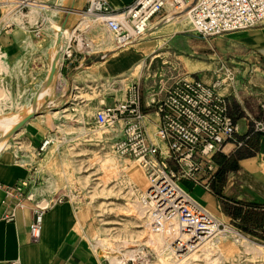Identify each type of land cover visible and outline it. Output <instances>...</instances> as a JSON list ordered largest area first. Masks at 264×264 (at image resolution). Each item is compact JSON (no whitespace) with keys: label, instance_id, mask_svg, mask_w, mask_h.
I'll return each mask as SVG.
<instances>
[{"label":"rangeland","instance_id":"1","mask_svg":"<svg viewBox=\"0 0 264 264\" xmlns=\"http://www.w3.org/2000/svg\"><path fill=\"white\" fill-rule=\"evenodd\" d=\"M85 1L69 0L61 6V16L57 23L62 31H58L53 27L47 29V20H41L40 15L31 11L30 5L42 8V13H45L44 9L60 7L59 0H0V27L17 35L19 44L16 55L0 57V119L5 118L8 121L7 128H10L3 134L5 128L0 126V141L5 147L8 144L10 150H23L30 155L34 167L31 176L35 179L30 187L40 188L39 195L35 196V193L33 197L42 206H46L55 197H62L63 202L69 201L75 216L72 232L98 258L100 264H107L105 255H118L119 250L114 249L117 243L123 245L120 248L129 245L135 249L138 260H126L127 264H144L139 260L142 251L151 256L147 264H163L159 255L167 264H264V255L251 252L248 246H243L242 240L232 237L233 233H240L238 235L252 246H264V240L243 231L237 222L218 219L213 208L208 211L202 201L206 191L199 186L188 184L190 191H193H189L190 196L231 228L211 239L207 238L195 249L181 255L172 249V241L176 236L168 235L165 240L158 242L160 235L148 227L142 203L146 185L142 168L130 165L129 160L114 153L112 142L119 127L102 128L94 122L96 109L104 101L111 103L124 99L126 88L132 83L146 96L158 87L164 86L165 89L178 78L193 76L231 98L235 92L248 90V84L256 85L255 78L261 72L260 69L256 66L242 67L235 61L221 64L216 56L201 48L205 44L204 37L191 29L189 19L180 17L174 22L170 20L183 13L181 11L168 15L135 43L116 47L113 39H110L109 48L114 50H133L144 46L155 51L145 56L136 76L127 72L118 74L103 70L75 87L73 76L72 81L67 82L66 75L60 70L61 64L63 67L67 63L62 52L68 44L74 54L79 56L80 53V57L85 55L89 59L91 55L102 56L99 60L82 61L81 65L73 68L75 73L88 71L90 64L104 60L112 52L104 47H96L98 37L95 32L100 30L104 33L102 36L106 37L108 32L99 20H92L95 17L79 13L77 9H81ZM6 4L12 5L10 13H7L8 7H3ZM85 22L87 25H84ZM94 23L100 29L90 26ZM64 29L68 30L70 37L61 42ZM79 41L84 44L78 46ZM89 44L92 49H88ZM57 60L60 61L58 70ZM198 62L206 68H190V64ZM56 71L55 77L62 78L64 88L59 86L58 79L52 82ZM47 88L51 91L50 98L66 91L68 99L61 108L53 106L49 116L54 123V129L49 133L52 142L45 151L38 153L35 148L28 147L21 126L27 121L33 123L32 127L35 128L41 124L42 117L35 116L41 115L42 110L47 108L45 104L42 105L48 92L43 91ZM35 106L39 107L36 112ZM70 108L76 112L78 123L75 125L69 123L73 117ZM62 109H65L64 113ZM148 128L153 132V125L148 124ZM133 167L141 171L140 178L128 175ZM214 238H218L220 245L209 244ZM98 241L107 245L97 246Z\"/></svg>","mask_w":264,"mask_h":264},{"label":"built area","instance_id":"2","mask_svg":"<svg viewBox=\"0 0 264 264\" xmlns=\"http://www.w3.org/2000/svg\"><path fill=\"white\" fill-rule=\"evenodd\" d=\"M77 10L100 19L116 47L141 40L169 14L181 11L187 12L192 29L204 38L264 23V0H134L119 9L105 0H86ZM62 55L67 61L75 56L69 44ZM125 91L124 99L103 103L97 108L94 122L102 128L119 127L112 142L114 153L129 160L130 165L143 169L148 186L142 203L148 227L160 232L174 221L177 230L185 235L172 241V249L178 255L195 249L207 238L227 232L231 227L195 201L190 189L182 183L211 192L216 171L214 155L221 153L228 143L240 144L238 126L230 114L229 97L193 76L178 78L165 89L158 87L146 96L134 83ZM260 107L264 111V104ZM152 112L157 120L150 132L146 116ZM249 130L264 134V122L251 121ZM51 142L46 135L37 152L45 151ZM34 182L31 175L9 186L0 182L4 191L0 203L3 220H13L16 209L27 206L28 189ZM61 200L62 197H55L50 203ZM47 205L31 203L29 207L32 217L27 233L32 242L40 237L42 215ZM140 254L139 260L147 264L150 254L144 251ZM6 264H18V260Z\"/></svg>","mask_w":264,"mask_h":264},{"label":"crops","instance_id":"3","mask_svg":"<svg viewBox=\"0 0 264 264\" xmlns=\"http://www.w3.org/2000/svg\"><path fill=\"white\" fill-rule=\"evenodd\" d=\"M105 1L119 9L134 0ZM16 36L11 30L0 27V51L4 52L5 56H14L19 51ZM204 40L205 44L201 48L216 56L221 64L235 61L242 67L256 66L261 72L256 75V85L248 84V90L235 92L231 98L229 97L230 114L238 126L237 140L240 144L228 143L217 155L211 192L206 191L202 201L208 211L213 208L212 211L218 219L223 222L235 221L255 238L264 240V134L249 130L251 121L264 122V111L260 107L264 104V23L258 27L232 31ZM74 55L72 61L69 60L60 67L66 75L67 82L72 81L75 73L73 68L88 59L85 55L82 57L80 54ZM59 86L64 88L65 85ZM65 92L56 94L53 98H50L51 91L45 94L42 105L45 104L47 108L42 110L41 115L35 116L42 117L38 128L32 127L33 123L28 121L22 124L21 130L24 132L28 147L37 150L43 138L54 129V123L49 119L50 112L54 109L53 106L61 108L67 103L68 97L65 96ZM104 103L111 104L107 101ZM37 109L39 107L35 106V112ZM70 109L73 117L69 123L75 125L78 123L75 118L76 112L73 108ZM64 112L65 109H62V113ZM146 118V126L150 131L148 124L154 128L157 116L152 112L148 113ZM33 168L31 157L26 151L10 150L8 145L5 147L0 141L1 183L13 185L32 175ZM183 184H186L184 185L186 189L191 190L189 183ZM39 189V187L28 189V199L25 201L27 206L16 209L13 220L5 221L0 217V264L12 260H18V264H100L98 258L84 243L77 240L72 232L75 216L69 201L61 200L47 205L42 215L40 237L36 242L30 241L27 233V225L32 217L29 207L31 203L38 204L33 194L39 195ZM3 199L4 191L0 188V203ZM1 211L0 205V215Z\"/></svg>","mask_w":264,"mask_h":264},{"label":"bare ground","instance_id":"4","mask_svg":"<svg viewBox=\"0 0 264 264\" xmlns=\"http://www.w3.org/2000/svg\"><path fill=\"white\" fill-rule=\"evenodd\" d=\"M1 1H5V0H1ZM68 1L69 0H59L60 4H58V5L60 7L51 8V9L50 8L44 9L45 13H42V11H43L42 8H39L38 6H35V5H30V9L32 12H35L38 15H40L41 20H47V24L45 26L47 29L53 27L58 31L59 30L62 31V28L59 26V24L57 22H58L59 16L61 15V10H62L61 6H64L65 3ZM3 7H8L9 10L7 11V13H10V11L12 10V8H10V7H12L11 4L3 5ZM168 9H169V7H168ZM169 15H173V14H169ZM180 17H185L186 19H188L187 12H185V13L183 12V13L179 14L178 16L176 15V16L172 17L170 20L174 22L176 19H179ZM92 20H94V21L99 20L101 23V20L98 18H95V19L93 18ZM84 25H87V22H85ZM90 26L96 30L100 29V27L98 28V26L95 23L91 24ZM191 29H192V27H191ZM100 32H101V35H98V34H100ZM103 34L104 33L100 30H98V32H95V35H97V37H98L96 47L97 46L98 47L99 46L104 47L105 50H110L112 52L104 60L94 62L88 71L87 70L86 71H78V72L74 73L73 74V84L75 87H77L78 84L85 82L88 78L96 76V74L102 72L103 70H111V71H113L112 73H118V74H124L127 72V73H129V75L136 76L139 72V69H141L142 64L144 63L145 56L151 55V53L155 52L152 48H146L144 46L135 48L133 50H129L126 48H120V49L114 50L113 48H109L110 39H112L111 36L109 34H107V37L105 35L102 36ZM69 37H70V34H69L68 30L64 29L62 32V36H61L60 41L63 42V39L67 40V39H69ZM108 39H109V41H108ZM82 44H84V43H82L81 41L78 42V46H81ZM26 45L28 46L29 44L26 43ZM87 45H88V43H87ZM87 47H88V49H92L91 45L87 46ZM96 47H94V48H96ZM146 50H148V51H146ZM1 56H4V52H2V51H0V57ZM58 59H59V57H58ZM59 62H60L59 60L56 61L57 70L59 68ZM189 66L193 70H201L204 67H206L202 63H199V62L198 63H192ZM56 73H57V71L53 75L52 82L55 79H58L59 84H62V82H63L62 78L59 76H57L58 78L55 77ZM47 91H48V88L45 89L43 91V93L44 92L46 93ZM7 124H8V121L5 118L0 119V126L5 128V132L3 134L7 133L10 129V128H7ZM128 172H129L128 175L131 177L134 176L135 178L136 177L140 178L142 176L141 171L137 167H133ZM145 178H146V176H145ZM184 185H186V184L182 183V186H184ZM147 186H148V182H147V178H146V185L144 186V188H145L144 191L146 190ZM142 212L143 211H140L139 213H142ZM174 223L175 222L172 221V222L166 224L160 232H156L160 235L159 240H157L158 242L165 240L166 236H168V235L170 237H173V236L185 237L184 234L180 233V231L177 230V228L175 227L176 223L175 224ZM148 231L150 232V230H148ZM233 234H234V236L232 238L242 240L243 241L242 243H244L243 246H248L249 247L248 249L251 252L264 255V246H261V245L252 246V245H250V243L246 239H244L240 235L235 234V233H233ZM218 242H219L218 238H214V239L209 241V244L210 245H216V244H219ZM221 244H222V242H221ZM96 245L102 247V246H106L107 244H104L102 241H100V242L98 241L96 243ZM122 246L123 245H120L118 243H117V245L114 246V249L120 251V252L118 251V255H105V258L107 260V264H123V263H125L126 260H129V259H133L134 261L138 260V257H135V254H136L135 249H131V247H129V245L125 246L123 248H120ZM131 246H133V245H131ZM161 248L164 249L163 246ZM103 249H104V247H103ZM158 253H160V252H158ZM159 258L163 264H167V261L164 260V258L162 256L159 255Z\"/></svg>","mask_w":264,"mask_h":264},{"label":"trees","instance_id":"5","mask_svg":"<svg viewBox=\"0 0 264 264\" xmlns=\"http://www.w3.org/2000/svg\"><path fill=\"white\" fill-rule=\"evenodd\" d=\"M218 154H220V153L215 154L214 157H213L214 164L217 163V158L216 157H217ZM232 222H235V221H232ZM238 226H241V225L238 224ZM240 229H242L245 232H248L247 230L243 229V227H240Z\"/></svg>","mask_w":264,"mask_h":264},{"label":"water","instance_id":"6","mask_svg":"<svg viewBox=\"0 0 264 264\" xmlns=\"http://www.w3.org/2000/svg\"><path fill=\"white\" fill-rule=\"evenodd\" d=\"M101 58H102V56H94V55H92V56L87 60V62L92 61V59L99 60V59H101Z\"/></svg>","mask_w":264,"mask_h":264}]
</instances>
